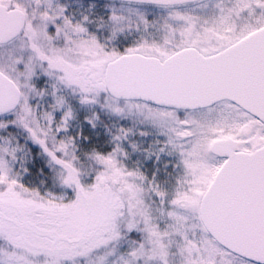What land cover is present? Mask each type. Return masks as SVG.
I'll return each mask as SVG.
<instances>
[{
    "label": "snow or ice",
    "instance_id": "obj_1",
    "mask_svg": "<svg viewBox=\"0 0 264 264\" xmlns=\"http://www.w3.org/2000/svg\"><path fill=\"white\" fill-rule=\"evenodd\" d=\"M0 264H264V0H0Z\"/></svg>",
    "mask_w": 264,
    "mask_h": 264
}]
</instances>
